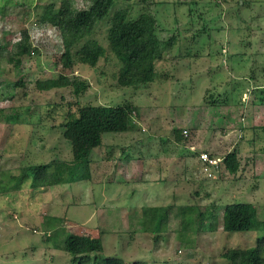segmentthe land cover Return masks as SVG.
I'll return each instance as SVG.
<instances>
[{
  "label": "rangeland",
  "instance_id": "374dc122",
  "mask_svg": "<svg viewBox=\"0 0 264 264\" xmlns=\"http://www.w3.org/2000/svg\"><path fill=\"white\" fill-rule=\"evenodd\" d=\"M94 2L0 0V181L31 164L71 162V146L59 125L77 104L117 105L125 93L133 94L116 83L119 66L106 38L109 20L99 22L90 36L105 47L107 58L94 68L77 62L65 73L87 82L80 96L73 86L38 87L58 76L64 51L58 28L40 25L44 8L52 4L57 11L68 3L74 13ZM123 9L134 19L152 16L162 41L174 38L156 65V80L132 96L141 105L135 130L105 136L104 146L91 156L88 181L44 190L33 189L28 180L20 190L0 194V264H70L61 249L64 239L97 232L103 234L105 254L128 263L225 264L224 250L250 248L263 234H228L221 223L215 232L195 230L198 206H216L221 222L226 205L246 202L264 220V132L252 130L264 127V0H114L112 12ZM24 32L31 55L10 62ZM207 90L236 102L214 112L199 109ZM13 114L19 121L7 123ZM243 126L249 129L241 132ZM235 149L241 150V166L232 174L223 159ZM200 152L219 158V167L205 171ZM165 171L161 186L142 184ZM153 206L168 214L167 231L156 241L134 233L141 225L130 218L131 211L135 218L139 208Z\"/></svg>",
  "mask_w": 264,
  "mask_h": 264
},
{
  "label": "trees",
  "instance_id": "16d2710c",
  "mask_svg": "<svg viewBox=\"0 0 264 264\" xmlns=\"http://www.w3.org/2000/svg\"><path fill=\"white\" fill-rule=\"evenodd\" d=\"M113 6L114 0H95L89 9L74 13L68 7V3H64L57 11L52 4L44 8L40 25L50 24L58 28L64 51L60 57V64L57 65L60 67L58 76L37 83L42 90L73 86L76 96H80L87 89V82L76 76L68 77L65 73L73 70L77 62L94 68L100 59L107 58L105 47L90 36L99 22L109 20L110 27L106 38L119 66L116 83L123 92L132 90L133 94L128 95V92H124L126 94L123 96L124 102L117 105L77 104L76 111L70 113L59 125L63 131V137L71 146L73 157L71 162L57 161L52 164L28 165L22 169L20 175L11 176L9 181H0V194L20 190V186L28 180L33 189L44 190L88 181L91 178V156L95 149L104 146L105 136L126 134L135 130L136 117L140 115L141 105L135 104L132 96L134 97L138 90L147 88L156 80L158 75L156 65L167 56V50L171 49L169 42L172 43L174 38L168 42L162 41L157 34L156 21L152 16L142 14L134 19L125 9L113 13ZM82 40L85 41L81 48L75 50ZM28 42L29 36L27 32H24L22 39L14 46L10 62L19 64V57L31 55ZM16 85L23 84L19 81ZM127 96L133 101L127 100ZM201 101L203 103L198 104L199 107H197L210 112L236 102L228 96L216 97L211 90L205 92ZM18 121L19 115L6 116L7 123L15 124ZM223 129L222 133H225V136L228 135L230 130ZM261 129L264 132V127L252 128L256 134ZM240 131L245 130L242 128ZM180 134L179 131L176 133L178 143L182 142ZM238 155H240L239 149H235L223 159L226 169L232 174L240 170ZM126 158H128L127 155ZM212 207L210 209L198 206L195 234L206 231L215 232L219 223L223 232L228 234L262 232L254 246L247 249L229 248L220 256L225 264H264V220L259 218L257 208L246 202L228 204L223 209L221 222H218L220 218L216 213L217 207ZM139 210L141 212L135 213V218H133V212L130 213V218L136 219L135 221L141 225V228L135 229L134 233L150 234L154 241L158 240L167 231V209L153 206L142 207ZM59 223L62 222L59 221ZM97 234V236H90L89 233L71 234L64 239L61 249L70 255V264H147L141 260L128 263L121 256L105 254L103 234L102 232ZM187 246V243L182 244L183 248Z\"/></svg>",
  "mask_w": 264,
  "mask_h": 264
},
{
  "label": "built area",
  "instance_id": "2783aa9c",
  "mask_svg": "<svg viewBox=\"0 0 264 264\" xmlns=\"http://www.w3.org/2000/svg\"><path fill=\"white\" fill-rule=\"evenodd\" d=\"M186 133L187 132L184 131V134H186ZM199 159H200V162H201L202 166L205 167L204 168L205 171H209V170L211 171V168H217V167H219V162H220L219 158L212 159L205 152H200ZM209 175H210V172H209Z\"/></svg>",
  "mask_w": 264,
  "mask_h": 264
},
{
  "label": "crops",
  "instance_id": "0c3cea01",
  "mask_svg": "<svg viewBox=\"0 0 264 264\" xmlns=\"http://www.w3.org/2000/svg\"><path fill=\"white\" fill-rule=\"evenodd\" d=\"M141 115V114H140ZM245 131H247L248 129H249V127H247V126H243L242 127ZM241 128V129H242ZM246 128V129H245ZM234 132V131H233ZM233 132H231L230 134H232ZM244 132V131H243ZM205 137V136H204ZM164 145H165V143H164ZM192 147H193V145H192ZM165 150V149H164ZM239 153L241 154V150H239ZM129 160V159H128ZM197 166H199V164L197 165ZM165 179L166 180V178H167V172L165 171L164 173H163V177H158V180L157 181H155V182H148V181H146L145 180V182H143V181H141L142 182V184L143 185H146V184H152V183H155V186H161V182L163 181L162 179ZM164 180V181H165ZM170 181V180H169ZM168 180L167 181H165L166 183H168L169 182ZM169 184V183H168ZM83 204V203H82ZM96 203H94V205H95ZM92 206V205H91Z\"/></svg>",
  "mask_w": 264,
  "mask_h": 264
}]
</instances>
